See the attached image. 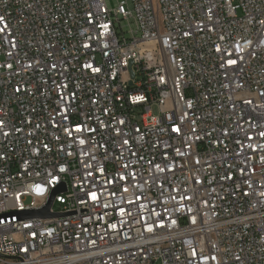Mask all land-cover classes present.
Here are the masks:
<instances>
[{
  "label": "built area",
  "instance_id": "built-area-1",
  "mask_svg": "<svg viewBox=\"0 0 264 264\" xmlns=\"http://www.w3.org/2000/svg\"><path fill=\"white\" fill-rule=\"evenodd\" d=\"M0 264H264V0H0Z\"/></svg>",
  "mask_w": 264,
  "mask_h": 264
},
{
  "label": "water",
  "instance_id": "water-1",
  "mask_svg": "<svg viewBox=\"0 0 264 264\" xmlns=\"http://www.w3.org/2000/svg\"><path fill=\"white\" fill-rule=\"evenodd\" d=\"M65 191L64 187H58V189L54 190L51 194V197L47 203V205L41 209V210H35V211H29V212H22V213H13L11 216L17 215L19 219L21 220H27V219H50L57 216H60L58 214L54 215L51 214L50 210L54 204L55 197L58 193Z\"/></svg>",
  "mask_w": 264,
  "mask_h": 264
},
{
  "label": "rangeland",
  "instance_id": "rangeland-1",
  "mask_svg": "<svg viewBox=\"0 0 264 264\" xmlns=\"http://www.w3.org/2000/svg\"><path fill=\"white\" fill-rule=\"evenodd\" d=\"M126 30H128V28H127ZM155 112H156V114H157V110H155ZM29 202H30V200H27V201H26V203H29Z\"/></svg>",
  "mask_w": 264,
  "mask_h": 264
}]
</instances>
